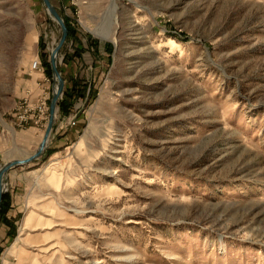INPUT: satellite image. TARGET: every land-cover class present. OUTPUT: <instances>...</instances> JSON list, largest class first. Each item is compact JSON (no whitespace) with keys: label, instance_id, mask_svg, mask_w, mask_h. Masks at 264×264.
<instances>
[{"label":"rangeland","instance_id":"rangeland-1","mask_svg":"<svg viewBox=\"0 0 264 264\" xmlns=\"http://www.w3.org/2000/svg\"><path fill=\"white\" fill-rule=\"evenodd\" d=\"M51 2L60 143L4 179L0 264H264V0ZM61 36L0 0V169L43 141L15 108L50 107Z\"/></svg>","mask_w":264,"mask_h":264},{"label":"water","instance_id":"water-1","mask_svg":"<svg viewBox=\"0 0 264 264\" xmlns=\"http://www.w3.org/2000/svg\"><path fill=\"white\" fill-rule=\"evenodd\" d=\"M43 2H44L45 6L49 12V15L52 17L53 20H55L59 24V26L61 27V31H62V36H61L60 42L56 46V48L52 51L51 58H50L51 69H52L55 80H57V88L54 91V94H53V97H52V100L50 103V107H49L48 126L46 129L43 141L41 142L38 150L31 157H29L27 159L15 160L12 162H8L7 164H5L0 169V210H1V204H2V200H3L4 192H5L4 178L6 177L7 173L11 169L18 167V166H23V165L31 163L32 161H34L38 157H40L42 155V153L45 151L47 144L50 140V137L52 135L55 122H56V116L58 113V102L64 93V88H65L64 83L65 82H64V79H63L61 73L58 70L57 59H58V55L60 53V50L62 49L63 45L67 41L69 30H68V27H67L63 17L58 12V9L52 4L51 0H43Z\"/></svg>","mask_w":264,"mask_h":264},{"label":"built area","instance_id":"built-area-1","mask_svg":"<svg viewBox=\"0 0 264 264\" xmlns=\"http://www.w3.org/2000/svg\"><path fill=\"white\" fill-rule=\"evenodd\" d=\"M32 71L41 72L44 74V69L38 60L33 62ZM47 101L48 98L46 95L34 103L30 100V95L25 97L23 101L19 102L15 108V123L19 127H23L29 124L30 121H34L37 126H43V123L48 122L49 119V107Z\"/></svg>","mask_w":264,"mask_h":264},{"label":"crops","instance_id":"crops-1","mask_svg":"<svg viewBox=\"0 0 264 264\" xmlns=\"http://www.w3.org/2000/svg\"><path fill=\"white\" fill-rule=\"evenodd\" d=\"M57 135H59L57 132H55L54 134L52 133L50 140H49L50 145H53L55 143L56 144L60 143V140L59 138H57Z\"/></svg>","mask_w":264,"mask_h":264},{"label":"trees","instance_id":"trees-1","mask_svg":"<svg viewBox=\"0 0 264 264\" xmlns=\"http://www.w3.org/2000/svg\"><path fill=\"white\" fill-rule=\"evenodd\" d=\"M68 29H69V28H68ZM69 31H70V30H69ZM69 35H70V32H69ZM69 35H68V36H69ZM59 105H60V113H63V114H64V113L66 112L65 107H64L63 104H61V103H60ZM2 201H3V202L5 201V200H4V197H3V200H2Z\"/></svg>","mask_w":264,"mask_h":264},{"label":"bare ground","instance_id":"bare-ground-1","mask_svg":"<svg viewBox=\"0 0 264 264\" xmlns=\"http://www.w3.org/2000/svg\"><path fill=\"white\" fill-rule=\"evenodd\" d=\"M34 155V154H33ZM52 167V166H51ZM49 169H51L50 167H47L46 170L49 171ZM45 170V171H46ZM5 179V178H4ZM47 184H50V183H47ZM4 188H5V185H4ZM129 251V250H128Z\"/></svg>","mask_w":264,"mask_h":264}]
</instances>
